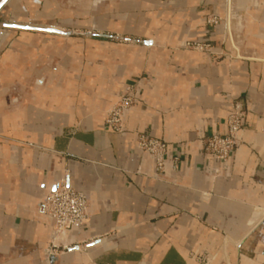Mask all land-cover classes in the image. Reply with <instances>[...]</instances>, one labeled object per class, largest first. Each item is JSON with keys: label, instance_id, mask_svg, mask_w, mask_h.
Wrapping results in <instances>:
<instances>
[{"label": "crops", "instance_id": "0c3cea01", "mask_svg": "<svg viewBox=\"0 0 264 264\" xmlns=\"http://www.w3.org/2000/svg\"><path fill=\"white\" fill-rule=\"evenodd\" d=\"M94 1L0 7V264H264V0ZM235 103L244 132L216 176L204 144ZM140 134L166 144L162 175ZM62 178L90 217L47 260L41 203Z\"/></svg>", "mask_w": 264, "mask_h": 264}, {"label": "built area", "instance_id": "2783aa9c", "mask_svg": "<svg viewBox=\"0 0 264 264\" xmlns=\"http://www.w3.org/2000/svg\"><path fill=\"white\" fill-rule=\"evenodd\" d=\"M187 49L204 50L205 47L196 44H187ZM135 103L134 88L129 86L108 110L105 116V126L114 133L123 131L125 111ZM245 115L243 109L235 103L232 105L226 118V133L213 134L206 139L204 153L212 158L217 168L214 174L219 173V166L225 164L244 132ZM264 134V129L262 130ZM136 147L140 154L148 157L154 164L157 176L163 174L167 157V146L164 142L140 134L136 139ZM42 213L51 221V235L47 246L46 259L57 257L71 249L67 244L60 242L61 237L71 230L83 227L89 220L90 210L86 197L70 188L64 178L60 179L55 189L48 193L41 203Z\"/></svg>", "mask_w": 264, "mask_h": 264}, {"label": "rangeland", "instance_id": "374dc122", "mask_svg": "<svg viewBox=\"0 0 264 264\" xmlns=\"http://www.w3.org/2000/svg\"><path fill=\"white\" fill-rule=\"evenodd\" d=\"M57 2L63 7L66 6V7L75 8L76 6H82V5L90 6L95 1L94 0H57ZM74 34L83 37V36H88V35L94 34V32L91 33V32H88V31H79L78 33H74ZM110 108L105 110V112H104L105 116H106V113L108 112V110Z\"/></svg>", "mask_w": 264, "mask_h": 264}, {"label": "water", "instance_id": "95a60500", "mask_svg": "<svg viewBox=\"0 0 264 264\" xmlns=\"http://www.w3.org/2000/svg\"><path fill=\"white\" fill-rule=\"evenodd\" d=\"M7 0H2V2L0 3V7L6 2ZM44 31H47L49 33H56V34H59V33H62V32H59V31H56V30H52V29H46Z\"/></svg>", "mask_w": 264, "mask_h": 264}]
</instances>
